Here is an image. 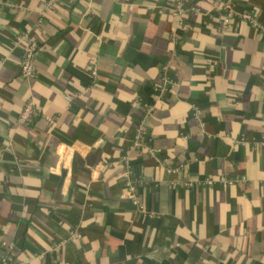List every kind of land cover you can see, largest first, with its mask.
Instances as JSON below:
<instances>
[{
  "label": "crops",
  "instance_id": "obj_1",
  "mask_svg": "<svg viewBox=\"0 0 264 264\" xmlns=\"http://www.w3.org/2000/svg\"><path fill=\"white\" fill-rule=\"evenodd\" d=\"M174 2L0 0V264H264V0Z\"/></svg>",
  "mask_w": 264,
  "mask_h": 264
},
{
  "label": "built area",
  "instance_id": "obj_2",
  "mask_svg": "<svg viewBox=\"0 0 264 264\" xmlns=\"http://www.w3.org/2000/svg\"><path fill=\"white\" fill-rule=\"evenodd\" d=\"M237 0H223V8L224 11L226 12V15L224 16L222 20V25H228V23L232 20V15H231V6L233 5L234 2ZM172 14L176 15L179 19V26L184 27L185 26V18L188 15L198 13V9L196 8L194 2L192 0H175L173 3V7L171 9ZM242 19L249 21L253 26H257V21L254 19H251L248 15H242ZM17 42H24L26 44V49L23 55V60L21 64V75L24 78H31L34 74V65H33V59L35 56L36 51L38 50V47L36 44L31 42L26 35H22L17 39ZM91 75L93 77L96 76V71L95 69H91L90 71ZM163 82L165 84L168 83L167 79L163 78ZM65 101L67 103H70L72 101L71 96H65L64 97ZM33 111L32 105L28 104L23 112L21 113L20 116V121L21 122H27L30 119L31 113ZM152 111V107L149 106L145 110L143 120L146 119L150 115V112ZM147 135V130L144 126L143 123L139 124L135 130V134L132 140L131 147L129 151H132L134 149L140 148L144 146V140ZM149 153L152 155V151H149ZM128 155V154H127ZM125 166L127 163V156L125 157ZM128 170V169H127ZM127 176V175H126ZM210 181H207V184H210ZM125 193L126 196L131 200V202L139 209L141 210L140 203L138 199L136 198L134 194L133 187L130 185L129 182L126 183V188H125ZM78 235H76L77 237ZM11 254H12V248L11 247H6V249L3 250L1 256H0V262L1 263H6L11 259Z\"/></svg>",
  "mask_w": 264,
  "mask_h": 264
},
{
  "label": "trees",
  "instance_id": "obj_3",
  "mask_svg": "<svg viewBox=\"0 0 264 264\" xmlns=\"http://www.w3.org/2000/svg\"><path fill=\"white\" fill-rule=\"evenodd\" d=\"M193 2L197 1V0H192Z\"/></svg>",
  "mask_w": 264,
  "mask_h": 264
}]
</instances>
